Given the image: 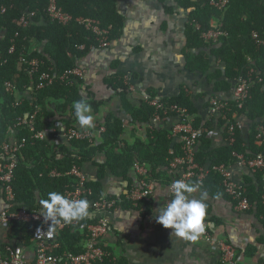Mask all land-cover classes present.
Instances as JSON below:
<instances>
[{"label":"trees","instance_id":"obj_1","mask_svg":"<svg viewBox=\"0 0 264 264\" xmlns=\"http://www.w3.org/2000/svg\"><path fill=\"white\" fill-rule=\"evenodd\" d=\"M118 1L55 0L57 6L73 18L93 19L103 28L111 26V42L120 38L124 24L123 17L117 12ZM165 1L158 0L160 3ZM174 1L180 8L190 10L185 31L186 48L189 50L185 54L186 69L191 73L205 74L210 70L211 57L224 64L223 70L217 69L209 75V79L215 81L214 94L229 92L240 76H248L252 81L250 98L243 108L238 109L235 103L229 101L230 111L226 119L217 120V127L223 129L226 140V145L222 147L213 148L210 137L212 123H202L189 94L181 92L174 98L162 99V109L159 111L145 101H141L140 106L135 109L132 106L129 83L121 73L113 74L106 83L120 99L122 109L130 115L132 122L149 126L145 140L135 139L132 145L126 144L122 139L125 132L122 120L108 114L97 144L87 140L55 144L57 124L63 126L65 132L77 130L72 108L74 101L85 99L94 112H98L106 103L85 98L81 89L82 79L74 77L59 80L64 73L79 68V61L91 49L100 47L99 42L94 34L77 23L63 26L52 21L47 13L50 0H0V164L4 163V143L21 146L16 155L11 182L15 200L12 210L41 213L40 201L47 199V193L58 191L66 196L67 192L76 190L78 180L70 175L71 169L75 166L82 170L87 163L95 164L98 155H103L105 162L96 164L97 180H87L84 184V189L91 191V195L86 196L90 204L104 198L117 199L106 196L103 192L101 182L106 170L128 183L127 194L133 187L129 174L134 171L136 163L147 167L146 181L155 182L161 177L166 178V173L171 171L170 163L183 155L181 145L171 148V131L163 127L167 120L177 118L171 111L173 107L185 109L193 128L200 132L195 153V162L205 171L200 190L213 198L231 200L224 192L222 177L214 167H231L237 162L236 156H243L246 161L258 155L264 156V137H258L260 129H264V0H230L223 13L211 8L209 0ZM22 17L27 20L26 25L21 24ZM215 20L221 21L227 36L212 44L204 41L201 34L209 30L211 22ZM253 34L257 35L256 40ZM40 47L41 50L38 49ZM11 48L13 52H10ZM32 60L39 62L36 72H32L28 65ZM45 72L55 75L56 80L49 86L36 89L40 75ZM6 83L12 84L16 92H7ZM146 96L155 98L150 92ZM155 113L160 116L156 127L152 122ZM32 115L33 124L17 126L19 120H28ZM240 116H246L252 122L248 139H244L237 125V118ZM231 125L234 126L232 135L229 133ZM44 129H51L54 133L45 140H36L35 133ZM230 139H233L232 143L229 142ZM53 171L58 176H51ZM253 175L258 187L247 179L246 196L251 206L250 211H255L258 218L262 217L261 225L264 228V168ZM167 182L170 184L172 180L167 178ZM119 198L121 203L116 208L125 211L144 208V214L150 212L151 203L148 200L139 202L135 208L126 200L125 195ZM3 202L0 188V203L3 205ZM90 208L92 209L91 205ZM99 220L100 218L83 219L77 221L75 226L69 225L58 231V248L54 254L62 257L65 253H83L86 232L81 231L78 224L87 226L97 224ZM39 225L41 224H9L6 239L11 245L12 241H16L24 249H30L33 247L34 229ZM5 245H0L2 253ZM97 264L114 263L109 257Z\"/></svg>","mask_w":264,"mask_h":264},{"label":"crops","instance_id":"obj_2","mask_svg":"<svg viewBox=\"0 0 264 264\" xmlns=\"http://www.w3.org/2000/svg\"><path fill=\"white\" fill-rule=\"evenodd\" d=\"M117 12L124 19L120 38L111 42L107 48L91 49L79 61V69L83 72L81 89L84 97L106 103L98 112L92 111L95 117L94 128H81L77 122V130L90 132L92 142L97 144L104 131V119L112 114L124 124L122 139L126 144H132L135 139L145 140L149 126L134 124L130 115L122 109L120 99L106 83L113 74L121 73L129 83L132 106L135 109L144 101L147 92L160 101L185 92L189 94L202 123H212L210 137L213 148L226 145L224 131L217 127L219 116L211 112L210 101L213 97L230 101L235 84L227 93L214 94L215 81H211L209 75L217 69L223 70L224 64L213 57L210 58V70L205 74L191 73L186 69L185 54L189 50L186 48L185 31L190 10L180 8L174 0H166L164 3L158 0H119ZM38 49L41 50L42 47ZM177 123L178 118L175 117L167 120L163 127L171 131ZM237 125L244 139H248L252 122L246 116H240L237 118ZM57 127L54 143L67 144L64 127L59 124ZM171 140V148L180 145L178 136H172ZM104 162V156L98 155L95 164H85L82 172L86 179L96 181V164ZM229 172L236 185L247 188V179H250L258 187L251 169L235 163L229 167ZM177 176L176 171L172 170L166 173V178L161 177L152 182L153 190L148 200L151 209L148 214H144V208L129 211L115 208L102 214L93 211L89 202V215L85 219L103 218L108 221L110 231L104 237L102 245L114 264H221L214 241L201 236L196 241L171 236V229H165L156 222L154 210L161 204L166 205L172 196L167 178L174 181ZM129 177L133 180V187L140 186V177L135 171ZM187 183L194 184L192 181ZM101 185L106 196L118 198L127 195L128 183L112 175L109 170H106ZM202 193L204 192L199 189L190 198L199 199ZM204 203L207 206L204 224L210 230L212 239L231 244L240 264H264L262 217L258 218L255 211L238 212L227 198L207 195ZM3 207L0 203V211ZM4 235L0 231V245L4 242ZM12 242L17 244L16 241ZM24 253L31 260L33 248L24 249Z\"/></svg>","mask_w":264,"mask_h":264},{"label":"built area","instance_id":"obj_3","mask_svg":"<svg viewBox=\"0 0 264 264\" xmlns=\"http://www.w3.org/2000/svg\"><path fill=\"white\" fill-rule=\"evenodd\" d=\"M230 0H209V6L214 10L223 13ZM47 13L49 18L57 22L60 25H68L69 23H77L83 26L86 30L90 31L95 35L101 48H107L111 41H109V33L111 31V26L108 28L101 27L100 23L93 19H83V18H73L70 14L65 13L61 8H59L55 0H50ZM21 24L26 25L27 20L22 17ZM227 33L222 29V23L220 20L211 22L210 29L201 34V38L206 42H211L215 44L221 37H226ZM253 38L256 40L257 35L253 34ZM83 49V47H79ZM10 52H13L11 48ZM25 62L24 60H22ZM31 66V71L36 72L38 70L39 62L37 60H32L28 63ZM79 78L82 79L83 72L79 68L72 71L64 73L59 80L64 81L69 78ZM56 80L55 75L50 73H42L39 77V83L36 89H42L46 86L53 84ZM234 88L232 92V101L236 104L238 109H242L245 102L250 98V89L252 88V81L248 76H240L238 80L234 83ZM5 88L7 92H16L15 87L6 83ZM144 101L150 106L154 107L156 111L162 109V104L160 100L156 98L150 99L145 96ZM229 101H222L213 97L210 101V109L213 114H217L219 118L226 119L227 113L230 111ZM172 112L177 115L178 123L175 124L171 130L172 136H178L180 140L182 156L175 158L170 163L171 171L174 170L177 173V178L175 180H184L185 182L196 180L195 183L201 185L204 177L205 171L198 167L195 162V153L197 141L200 137V132L195 130L192 126V121L186 110L183 108L173 107ZM35 115V114H34ZM34 115L30 116L25 120H19L17 126L21 124L28 123L33 124ZM153 126L156 127L160 122V116L158 113L154 114ZM234 132V126L229 127V133L232 135ZM54 133L51 129H44L40 132L35 133L34 138L36 140L42 141ZM264 135V129H260V134L258 137ZM65 138L67 141L77 140L83 141L87 140L92 142V137L90 132L81 131L76 129H70L65 132ZM230 143L233 139L229 140ZM21 146L14 143H4L2 146V158L4 160L3 164H0V188L4 198L3 209L0 211V231L4 233L5 245L4 253L0 251V264H97L102 263L105 259L110 257V254L104 249L102 242L104 237L110 231V226L106 219L101 218L97 224H89L87 226L78 224L81 231L86 232V242L84 246V252L80 254L65 253L62 257L54 254V251L58 248L56 241V234L58 231L63 230L67 226L77 225V221L72 224L59 223L55 225H50V222H45L41 213L33 212L28 213L24 210L14 211V194L11 187V182L13 179V171L16 167L17 153ZM237 164L245 166L251 169L254 173L258 170L264 168V156L258 155L254 159L246 161L243 156H236ZM133 170L140 177V186H134L125 196L126 200L137 206L139 202L143 200H149L150 194L153 190L152 182L146 181L147 177V167L140 165L139 163L134 164ZM214 170L218 172L222 177V185L224 192L231 198L235 209L238 212H248L251 210L250 203L246 196V190L244 187L236 185L231 180V175L229 172V167L220 165L214 167ZM70 175L74 176L78 180V188L72 192H67L66 197L73 200L82 199V197L90 196L91 191H86L84 189V184L87 179L81 169L73 167L70 171ZM51 176H58V174L53 171ZM144 178V179H142ZM174 180V181H175ZM173 182V181H172ZM171 182V183H172ZM169 184V186L171 185ZM194 183V184H195ZM171 192V191H170ZM120 198L116 200L102 199L98 202H92L90 205L95 212L98 213H108L116 208V205L121 203ZM12 223H39L41 225L34 229L32 242H33V257L29 260L25 253L24 247L19 244L11 245L6 239V232L9 224ZM205 237L209 241H214L220 254L221 264H240L236 258V253L234 247L224 240H213L210 235L207 226H205V232L200 235Z\"/></svg>","mask_w":264,"mask_h":264},{"label":"clouds","instance_id":"obj_4","mask_svg":"<svg viewBox=\"0 0 264 264\" xmlns=\"http://www.w3.org/2000/svg\"><path fill=\"white\" fill-rule=\"evenodd\" d=\"M74 116L81 128L95 127L92 106L85 99L73 102ZM199 183H187L184 180H175L169 186L172 193L166 205L158 206L154 211L156 222L165 229H171V236L175 235L191 241H196L205 232L204 219L207 193H202L199 199L190 198V195L200 189ZM41 216L50 225L59 223L72 224L81 221L89 215V202L86 199L73 200L61 192L50 191L47 199L40 201Z\"/></svg>","mask_w":264,"mask_h":264},{"label":"rangeland","instance_id":"obj_5","mask_svg":"<svg viewBox=\"0 0 264 264\" xmlns=\"http://www.w3.org/2000/svg\"><path fill=\"white\" fill-rule=\"evenodd\" d=\"M189 55H190V54H189ZM128 145H132V144L128 143Z\"/></svg>","mask_w":264,"mask_h":264}]
</instances>
